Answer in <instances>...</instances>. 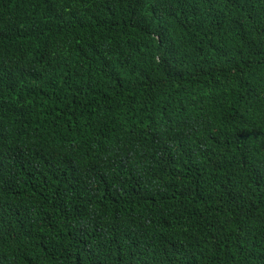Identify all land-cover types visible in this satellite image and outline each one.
Instances as JSON below:
<instances>
[{
  "label": "trees",
  "instance_id": "obj_1",
  "mask_svg": "<svg viewBox=\"0 0 264 264\" xmlns=\"http://www.w3.org/2000/svg\"><path fill=\"white\" fill-rule=\"evenodd\" d=\"M0 264H264V0H0Z\"/></svg>",
  "mask_w": 264,
  "mask_h": 264
}]
</instances>
